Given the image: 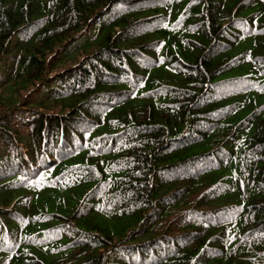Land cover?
Segmentation results:
<instances>
[{"label":"trees","instance_id":"1","mask_svg":"<svg viewBox=\"0 0 264 264\" xmlns=\"http://www.w3.org/2000/svg\"><path fill=\"white\" fill-rule=\"evenodd\" d=\"M0 264H264V0H0Z\"/></svg>","mask_w":264,"mask_h":264}]
</instances>
